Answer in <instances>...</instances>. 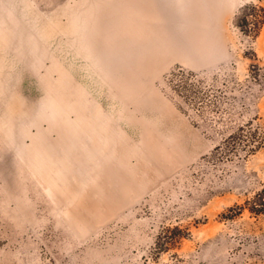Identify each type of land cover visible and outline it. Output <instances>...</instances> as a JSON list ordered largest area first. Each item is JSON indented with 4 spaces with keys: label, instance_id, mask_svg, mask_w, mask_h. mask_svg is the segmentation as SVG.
Listing matches in <instances>:
<instances>
[{
    "label": "rangeland",
    "instance_id": "rangeland-1",
    "mask_svg": "<svg viewBox=\"0 0 264 264\" xmlns=\"http://www.w3.org/2000/svg\"><path fill=\"white\" fill-rule=\"evenodd\" d=\"M249 3L0 0V264H264Z\"/></svg>",
    "mask_w": 264,
    "mask_h": 264
},
{
    "label": "trees",
    "instance_id": "trees-1",
    "mask_svg": "<svg viewBox=\"0 0 264 264\" xmlns=\"http://www.w3.org/2000/svg\"><path fill=\"white\" fill-rule=\"evenodd\" d=\"M264 24V6L258 3H249L240 8L236 15V25L245 33L253 34L260 26ZM180 71V70H179ZM182 78V84H179L180 89L186 92L187 97L196 96L197 90L195 83L191 80L193 73L186 70H181L178 73ZM179 78V77H178ZM191 80V81H189ZM249 209L254 214L264 213V188L256 195Z\"/></svg>",
    "mask_w": 264,
    "mask_h": 264
}]
</instances>
